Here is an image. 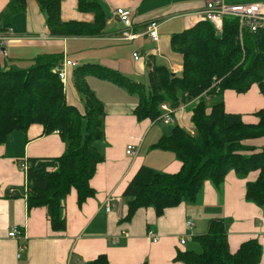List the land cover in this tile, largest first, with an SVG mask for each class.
Instances as JSON below:
<instances>
[{
	"label": "trees",
	"instance_id": "1",
	"mask_svg": "<svg viewBox=\"0 0 264 264\" xmlns=\"http://www.w3.org/2000/svg\"><path fill=\"white\" fill-rule=\"evenodd\" d=\"M47 17L50 34L55 38H100L108 19L99 0H78L80 12L93 15L92 22L61 18V0H36ZM146 3L152 0H140ZM28 0H12L0 15V34L11 30L14 16L25 13ZM239 24L226 19L222 33L200 18L194 25L171 37L170 46L181 58L182 71L173 73L164 65L152 66L148 77L149 93L143 83L131 80L121 70L101 64H82L73 69L75 86L84 96V107L70 104L67 89L56 69L64 56L39 59L28 70L0 67V144L18 131L40 125L43 135L58 132L67 142V151L58 158H33L27 162L26 188L28 206L46 208L55 232L67 229L64 201L75 189L78 203L95 196L90 181L98 164L104 161L97 144L104 138V106L91 91L88 77L109 81L139 96L134 115L139 121L156 122L161 105L178 109L190 100L201 98L192 108L191 121L196 135L180 125L154 146L175 154L182 163L177 174H160L143 166L126 188L124 222L140 210L153 208L160 217L167 209L182 204L195 205L207 182L220 188L229 172L241 179L259 171L255 182L247 184L246 200L264 207V148L250 142L264 138V109L257 112V124H245L240 115L227 114L224 103L209 106L203 98L222 95L227 90L247 93L258 85L264 96V33L245 32L239 38ZM188 95V97H186ZM193 245L178 252L183 264H260L263 247L258 240L244 243L231 253L227 225L213 220L207 234L193 237ZM83 264H109L106 255Z\"/></svg>",
	"mask_w": 264,
	"mask_h": 264
},
{
	"label": "crops",
	"instance_id": "2",
	"mask_svg": "<svg viewBox=\"0 0 264 264\" xmlns=\"http://www.w3.org/2000/svg\"><path fill=\"white\" fill-rule=\"evenodd\" d=\"M11 1L0 0V15ZM106 1L114 9L127 8L135 14L144 4L140 0ZM201 4L204 7V0ZM201 11L183 15L184 18H192L189 24L186 23V28L200 20ZM61 18L64 22L93 21L92 14L80 12L78 0H61ZM46 21L47 17L37 1L28 0L26 12L13 18L10 44L6 48L0 46L1 68L28 70L39 59L50 55L63 54L64 58H68L66 53L72 49L71 42L101 39L107 40L110 45L147 39L139 37L134 41H119L118 36L124 26L118 20L107 22L100 38H55L51 36ZM164 24L160 21L159 33ZM133 31L138 34L139 28L135 26ZM170 41L171 38L168 40L162 36L159 43L153 42L157 50L149 53L148 57L154 61L158 57H165L170 61L169 68L173 73L179 74L183 69L181 58L173 53ZM167 47L169 52H166ZM158 51L166 55H160ZM142 55L144 57L147 53ZM99 61L102 63L86 64L123 69L119 66L123 60H117L114 55ZM74 62L78 66L82 65L78 60ZM136 63H144V60ZM143 69L142 64L139 68L141 74H144ZM130 72L133 73L132 70ZM73 79L71 68L66 88L67 99H78L73 105L79 107L81 99L71 88L75 83ZM102 83L104 87L97 93L107 112L103 119L104 138L97 147L104 161L98 164L90 181L96 193L81 206L77 191L71 190L64 201L67 220L64 232H55L51 228L46 208H29L25 192L26 173L21 170V164L33 158L61 157L67 151V142L58 132L43 135L42 126L35 124L26 131L11 134L4 144H0V264H83L96 260L100 255H106L109 264H183L176 261L178 252L186 251L193 237L207 234L213 220L225 221L229 250L233 254L244 243L258 240L263 247L260 264H264V207L246 200L247 184L258 179L259 171L250 173L246 179L239 178L231 171L220 188L207 182L195 205L182 204L167 209L160 217L153 208H147L138 211L131 221H123L126 214L123 194L143 166L160 174H177L181 171L182 163L176 159L175 154L154 148L169 133L157 128L159 124H164L150 119L139 121L134 115L138 106L134 95L112 82ZM110 96V100L102 98ZM212 97L206 98L208 102ZM218 98L219 103H224L227 114L240 115L245 124L259 122L256 113L264 109V96L258 85H253L245 94L227 90ZM180 114L184 122L188 123L191 118L190 107L180 111L176 117H180ZM249 144L264 148V138ZM129 145L135 147L136 157L127 155ZM11 189H14L12 194ZM111 195L123 198V204H117L116 209L108 214L102 204ZM188 220L194 222V228L186 232L185 224ZM15 228L24 231L25 237L10 238L8 235ZM151 231L159 235V242L153 243L148 237ZM182 239H186V245L181 244Z\"/></svg>",
	"mask_w": 264,
	"mask_h": 264
},
{
	"label": "rangeland",
	"instance_id": "3",
	"mask_svg": "<svg viewBox=\"0 0 264 264\" xmlns=\"http://www.w3.org/2000/svg\"><path fill=\"white\" fill-rule=\"evenodd\" d=\"M227 2H234V3H249V2H264V0H226ZM99 2L102 4L106 18L108 19V22L112 20V22H115L113 18V10L114 8L112 5L106 1V0H99ZM202 0H152L149 2L144 3L136 12H133L134 17V25L139 28V33L141 35L146 34V26L150 24L153 21H161L164 24V27L160 31V38L163 36L171 38L174 34H178L183 32L186 27V23L189 24L192 20V18H184V14L192 13V12H198L203 9L202 6ZM119 8V7H117ZM113 18V19H112ZM110 26H108L109 28ZM122 28V26H121ZM138 33V34H139ZM120 34L118 36V39L120 38ZM107 39V38H105ZM98 41V42H96ZM72 48V49H71ZM161 48V47H159ZM70 52L66 53L69 60H78L81 64H86L88 62H97L102 63L99 60H104L105 58H108L112 55H114V58L117 60H123L119 65L123 69L121 70L126 76H128L131 80H134L136 82L143 83L147 86V94L149 93L148 88V77L152 66H160V65H166L168 68L170 67V61L167 60L165 57L162 58H156L155 61L150 59L148 57V54L151 53L154 50H157V45L151 43L150 40L145 39L141 42H135V43H123V44H108V41H103L101 39L94 40V41H84V42H71L70 44ZM146 52L147 55L143 57L144 63H136L134 62L133 55L135 53H144ZM160 53V51H158ZM166 52H169L168 47L166 48ZM160 55H166L165 53ZM67 58V59H68ZM113 58V57H112ZM142 64L144 65V74H141L139 72V68L141 69ZM170 69V68H169ZM124 70V71H123ZM132 70L133 73L130 72ZM172 72L173 70L170 69ZM75 81V77L73 79ZM104 81V80H102ZM101 79L95 78V77H88L87 83L91 89V91L95 94V96L98 98V100L101 102V99L97 92L103 89V83ZM74 83V82H73ZM100 86V88L98 87ZM76 93L78 94L79 98L81 99L79 107H84V96L78 91L75 84L71 87ZM99 90V91H98ZM204 94H207L205 92ZM134 97L138 100L139 103V96L134 95ZM103 99H111L110 97H102ZM200 97L196 100H190L188 103L184 104L188 107H190V113L192 116L191 108L200 101ZM68 100V99H67ZM78 99H72L68 100L70 104L77 103ZM220 102V98H218V95H215L212 97V99L208 102L209 106L216 105ZM102 103V102H101ZM104 106V104L102 103ZM78 106V105H77ZM105 113L107 112L106 107L104 106ZM191 118L188 121L190 124ZM173 126H164V125H158L157 128L163 129L164 133H170ZM168 133V134H169ZM167 134V135H168ZM192 236V235H191ZM189 245H193L192 242H189ZM188 245V246H189ZM187 246V248H188Z\"/></svg>",
	"mask_w": 264,
	"mask_h": 264
},
{
	"label": "built area",
	"instance_id": "4",
	"mask_svg": "<svg viewBox=\"0 0 264 264\" xmlns=\"http://www.w3.org/2000/svg\"><path fill=\"white\" fill-rule=\"evenodd\" d=\"M201 18L205 19L213 25L218 33H222L224 29V23L226 19H233L238 21L239 24V38L241 43L243 42V35L245 32L250 33H264V2H249V3H234L227 2L226 0H204L203 10L200 12ZM133 13L127 8H115L113 10V18L118 20L123 26L124 30L120 33L119 41H134L139 37H146L148 40L159 43L160 42V21H153L146 26V34L138 35L133 31L135 27L133 22ZM12 30L2 35L0 34V46L8 47L12 40ZM135 62H140L143 59L142 53H135L133 55ZM78 64L74 61L63 59L62 63L56 69L58 77L66 90L68 86L69 69H75ZM178 74L177 72H175ZM180 74V73H179ZM188 97V95H186ZM208 95L204 94L203 98H207ZM187 106L183 105L180 109H173L168 103L161 105V116L156 122L163 123L164 125L173 126L175 124L184 128L191 136L196 135V126L193 122H184V117L180 114V117H176L180 111H183ZM189 124V125H187ZM127 155L130 157H136L137 151L133 145H129L127 148ZM23 171L28 169L27 163L22 165ZM14 189L10 190L12 194ZM117 204L120 206L123 204V198L116 197L114 195L108 196L102 204V208L106 213L113 212ZM194 228V222L188 220L185 224L186 232L192 231ZM10 238L18 239L24 238V231L17 228L13 229L9 235ZM148 237L153 243L160 241L159 235L154 232H149ZM182 245H186V239L181 240Z\"/></svg>",
	"mask_w": 264,
	"mask_h": 264
}]
</instances>
